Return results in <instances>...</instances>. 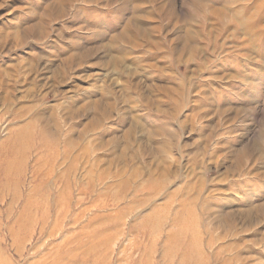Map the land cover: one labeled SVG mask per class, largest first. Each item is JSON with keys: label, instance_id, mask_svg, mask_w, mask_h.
Masks as SVG:
<instances>
[{"label": "rangeland", "instance_id": "374dc122", "mask_svg": "<svg viewBox=\"0 0 264 264\" xmlns=\"http://www.w3.org/2000/svg\"><path fill=\"white\" fill-rule=\"evenodd\" d=\"M0 264H264V0H0Z\"/></svg>", "mask_w": 264, "mask_h": 264}, {"label": "bare ground", "instance_id": "6f19581e", "mask_svg": "<svg viewBox=\"0 0 264 264\" xmlns=\"http://www.w3.org/2000/svg\"><path fill=\"white\" fill-rule=\"evenodd\" d=\"M13 165H14V162H13Z\"/></svg>", "mask_w": 264, "mask_h": 264}]
</instances>
